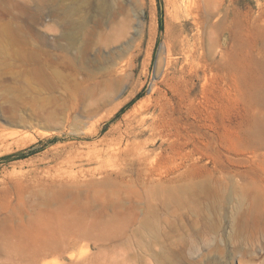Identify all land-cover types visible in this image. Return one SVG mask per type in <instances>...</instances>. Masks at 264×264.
<instances>
[{
  "label": "rangeland",
  "instance_id": "1",
  "mask_svg": "<svg viewBox=\"0 0 264 264\" xmlns=\"http://www.w3.org/2000/svg\"><path fill=\"white\" fill-rule=\"evenodd\" d=\"M43 1L0 0V264H264V0H207L205 94L201 73L178 94L161 78L164 45L199 37L173 0H101L90 14L104 45L86 65L62 39L55 60L50 28L62 27ZM143 100L175 142L147 147L160 186L89 158Z\"/></svg>",
  "mask_w": 264,
  "mask_h": 264
},
{
  "label": "bare ground",
  "instance_id": "2",
  "mask_svg": "<svg viewBox=\"0 0 264 264\" xmlns=\"http://www.w3.org/2000/svg\"><path fill=\"white\" fill-rule=\"evenodd\" d=\"M40 1L42 2L43 0H40ZM60 1H66V0H60ZM173 2L177 5L179 9L185 11V13L191 19H193L194 24L197 28L199 37H198V42H192V40H189L187 38H184V39L182 38L181 40L177 42L176 41L172 43L168 42L164 45L159 55L160 68L162 67L163 68L162 72H164L163 77L161 78H163L162 79L164 80L163 82H166L167 85L169 84L173 85L172 88H176V90L180 88L179 86L184 87L186 89L190 87V84H192V81L198 78L199 74L201 73L202 79L204 81L202 89H203V93L205 94L206 91L208 92L207 90L208 84H209L208 75L212 71L211 64L209 63V60H210L209 55H211L212 51L209 48V51L207 52L203 46V39H204L203 30H204L205 22H206L204 13H205V8H206L205 5L207 6V3H206L207 0H173ZM57 3H59V0H49L48 1V4H50V7L52 8L51 16H52L53 22H55V19L58 20L60 26L62 27L59 37L57 36L58 30L56 28V25L53 24L50 28V32L52 34L51 35L52 37L51 38V49H52L51 52L54 55L55 60H57V55L55 54V51L57 50L58 41L62 39L66 42V47L64 48L65 51L72 54L78 63L83 64V65L90 63V60H92L91 56L93 52L95 51V48L97 47V45L98 44L104 45L102 43V39H104L103 38L104 35H102V33L99 32L100 23L90 13H91V10L95 7L98 10H100L101 8L103 9L106 8L105 2L102 3L101 0L100 1L92 0L90 2L85 1V0H80L78 4H72L66 7H61ZM41 4L43 5L44 1ZM151 16H152V13H151ZM91 23L93 24V26H91ZM105 40L108 42L109 38L107 37ZM105 45L107 47L109 46V44H105ZM73 51L74 53H72ZM218 54H219L220 60L223 61L225 57L223 45L218 46ZM181 59L184 60V61L182 60L183 61L182 63H181ZM65 61L62 65L66 69L68 67L69 68L74 67L73 62H70V60H68V62H65ZM196 62H198V64ZM113 66H114L113 72H115V76H116L115 85L118 87V86L123 85L126 79L125 77H123L124 68L122 69L120 62L118 61H114ZM55 73L53 74L48 73L49 77L48 75L46 76L48 78L50 77L53 78L56 76ZM157 87H159L157 86V83H154V88L156 89ZM160 87H159V90H161ZM153 91H156V90H152V95H153ZM161 92H164V91L162 90ZM177 94H178V90H177ZM164 95L167 96L168 91H166ZM152 99L153 98H151V100ZM144 100L143 102L141 101V103L138 102L139 104L137 103L138 105L134 106L135 107L133 108L134 110L132 109L133 113L131 114V116L129 114L130 118H128V115H127L128 120L126 119L127 123L125 121L126 125L118 129V131H116L117 137L115 138V142L113 146L108 145L107 149L105 147L100 148L103 142H97V141H96L97 143L91 142L93 143V145L90 146V148L92 147V150L89 153V158H90V161H93V162L94 160H98V159L103 160L104 159L102 158L103 156L110 157V158L115 157L116 160L118 159L122 161L123 167H121L120 165L118 166L114 165V167H116L115 168L116 170L115 171L113 170V171L117 173L119 176H122L125 173V170H128V168L130 167L129 165H131V167L134 165H137V172H138L137 174H140L141 176L144 177V181H143L144 185L160 186L164 183L163 173L160 172L161 168L159 165H157L156 158L155 160L153 159V155H155L156 157L158 156L154 153L153 150H149L147 147L149 144L155 145V141L160 139L163 142L162 146L165 147V150H163V147L161 146V149L164 152V151L171 150L175 142L173 143L171 141L172 139L171 136L173 135L170 136L169 134L165 133L164 131L160 129V126L163 123L159 126L156 120L151 122V118H153L154 112L152 114L151 108L149 107H152L153 104L151 105V103L148 102L149 104L147 103V105H151V106H147L145 101H148V99L145 101ZM161 102L163 103V105L166 103V102L164 103L163 101ZM159 120H160V117H159ZM164 125L166 124L164 123ZM97 131H98L97 132L98 134L101 132L99 131V129ZM147 134H149V136ZM146 135L148 136V138ZM144 136H146V139H147L145 142H136L137 139L144 137ZM87 144H90V143H87ZM160 155L159 157H161ZM256 201L259 202L258 205L260 206H257L254 210L262 214V216L264 217V201L260 198H257Z\"/></svg>",
  "mask_w": 264,
  "mask_h": 264
}]
</instances>
